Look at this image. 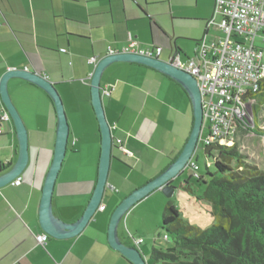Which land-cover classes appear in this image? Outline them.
<instances>
[{"label":"crops","instance_id":"1","mask_svg":"<svg viewBox=\"0 0 264 264\" xmlns=\"http://www.w3.org/2000/svg\"><path fill=\"white\" fill-rule=\"evenodd\" d=\"M216 1L0 0V83L11 69L44 74L57 88L70 125L53 194L56 216L68 223L77 221L98 180L102 137L91 92L98 62L110 48L122 49L132 39L141 46H161L163 60L176 53L188 59L203 38L211 42L224 36L217 25L222 15L215 11ZM101 85L111 91L103 95V106L115 145L101 203L105 209L98 210L78 236H49L42 245L36 237L44 233L40 206L54 158L58 117L43 88L22 78L9 80V94L27 128L30 160L21 184L0 188V264H131L108 242L111 215L126 196L179 156L194 124L193 108L181 86L137 63L109 65ZM5 110L0 93V116ZM0 129V165H13L19 142L12 118L0 120ZM172 185L176 188L172 196L156 190L119 225L125 244L136 246L130 234L144 239L139 248L148 263L150 247L165 244L160 232L167 205L181 210L184 203L198 212L188 190L176 179Z\"/></svg>","mask_w":264,"mask_h":264},{"label":"water","instance_id":"2","mask_svg":"<svg viewBox=\"0 0 264 264\" xmlns=\"http://www.w3.org/2000/svg\"><path fill=\"white\" fill-rule=\"evenodd\" d=\"M115 62L137 63L151 67L170 77L180 84L187 92L193 108L194 124L189 138L179 156L156 178L150 180L126 196L118 204L111 215L108 227V242L110 246L114 250L120 252L132 264H148V260L140 250L139 246L127 245L121 240L118 231L119 225L125 215L137 203L156 190H161L167 196H172L176 189L172 185L173 180H175L182 171L187 168L188 162L192 159L193 154L198 148L204 119L202 94L197 79L190 73L178 68L174 64L172 57L167 61L160 57L117 53L114 55H107L98 62L91 79L92 104L99 122L102 137L98 180L83 215L73 223H68L56 216L53 210V194L58 175L66 157L70 135V125L62 98L53 82L46 78L44 74L24 69L8 70L1 79L0 93L2 101L16 128L19 150L18 158L13 165L0 169V188L13 183L15 179L20 177L27 169L30 160L27 128L8 90V82L11 78H22L43 88L47 94L51 96L58 117L54 158L45 179L40 206L41 227L44 230V233L58 239L74 238L81 234L99 210V206L104 199L105 191L108 186V175L111 161L114 158L113 150L115 145L112 130L104 111V88L101 85V80L106 68Z\"/></svg>","mask_w":264,"mask_h":264},{"label":"trees","instance_id":"3","mask_svg":"<svg viewBox=\"0 0 264 264\" xmlns=\"http://www.w3.org/2000/svg\"><path fill=\"white\" fill-rule=\"evenodd\" d=\"M258 45L263 48L264 42ZM248 98L264 100V89ZM203 146L206 159H214L212 167L198 173V165L197 175L191 173L189 179L201 191L199 198L211 204L216 220L205 228L191 224L169 203L160 236H173V244L154 247L148 264H264V171L247 164L236 145ZM191 185L188 179L181 181L188 191Z\"/></svg>","mask_w":264,"mask_h":264},{"label":"built area","instance_id":"4","mask_svg":"<svg viewBox=\"0 0 264 264\" xmlns=\"http://www.w3.org/2000/svg\"><path fill=\"white\" fill-rule=\"evenodd\" d=\"M215 11L222 15L217 25L224 36L211 42L203 38L194 55L186 61L181 60L179 53L172 58L178 68L197 79L201 90L204 119L199 143L232 146L240 127L247 123L248 104L252 100L248 96L264 89V49L258 45L264 42V0H217ZM161 52V46H141L134 39L122 49H109V55L130 53L159 57ZM94 61L96 59L92 58L91 62ZM110 92L104 88L103 95ZM0 120L11 121L7 110L1 114ZM205 131L207 134L203 138ZM121 149L133 155L125 147L121 146ZM187 167L197 175L195 161L191 159ZM21 182L22 178L18 177L13 184ZM104 209V204L99 206V210ZM130 237L139 247L144 242L141 237L135 238L132 234ZM36 238L44 245L49 235L43 233ZM164 238L168 236L164 235Z\"/></svg>","mask_w":264,"mask_h":264},{"label":"rangeland","instance_id":"5","mask_svg":"<svg viewBox=\"0 0 264 264\" xmlns=\"http://www.w3.org/2000/svg\"><path fill=\"white\" fill-rule=\"evenodd\" d=\"M190 37H187V41L191 42ZM264 48V45H263ZM189 53H192L189 51ZM187 56H182L181 60L186 61ZM248 119L247 123L240 127L236 135V141L234 145L238 147V150L246 157L245 162L252 166H257L260 170L264 171V100L263 99H252L248 104L247 109ZM176 117V114H174ZM176 123V122H175ZM177 125V124H174ZM207 134L205 131L202 135L204 138ZM216 156V155H215ZM193 161H196L197 165L200 166L198 173L205 172L207 166L212 167L214 159H206L204 153V146L201 142L193 156ZM235 162H232L234 166ZM193 174V170L190 168H185L182 173L176 178V180L181 183V181L188 179L191 184H193L190 191H187L192 198L195 200L197 206V213L191 207H186V204L182 203L183 207L180 211L185 220L191 224H197L203 228L211 225L215 222L216 218L211 213V204L205 199H200L199 194L201 191L194 184V180L189 179L190 174ZM195 174V173H194ZM178 186V183H176ZM175 187V186H174ZM181 203V202H180ZM193 203V202H192ZM198 204V205H197ZM201 213V215H200ZM163 219V218H161ZM160 234H162L160 232ZM160 241L164 240L165 243L161 248L171 247L173 244V236H170V240L160 236ZM152 253V247L149 250ZM145 255V254H144ZM151 260V259H150ZM149 260V261H150Z\"/></svg>","mask_w":264,"mask_h":264}]
</instances>
